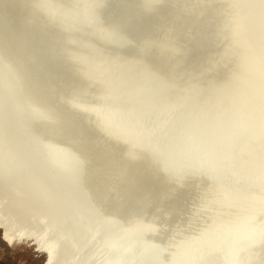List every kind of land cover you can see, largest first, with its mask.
<instances>
[{"label":"bare ground","instance_id":"6f19581e","mask_svg":"<svg viewBox=\"0 0 264 264\" xmlns=\"http://www.w3.org/2000/svg\"><path fill=\"white\" fill-rule=\"evenodd\" d=\"M54 1L0 0L2 240L10 247L27 244L35 248L44 257V264H117L114 262L121 258L137 255L131 254L134 244L122 248L126 233L119 237L120 231L126 232L127 228L122 217L131 213L130 217H140L148 225L150 240L144 242L142 250L145 260L150 247L156 257L160 255L157 249L163 247L165 256L160 255L164 258L160 264H226V259L230 264L232 254L234 261L236 255L243 256L244 260L237 264L264 263L258 258L264 255V196L249 199L263 207L245 213L246 222L239 221V214L214 208L218 202L207 197L215 193L214 198H220L212 188L218 185L216 178H238L237 164L234 165L238 159H234L233 152L228 154L232 136L241 135L244 130L241 121L247 103L232 100L233 89L237 92L244 84L243 78L234 79L237 67L232 64V54L237 41L233 37L237 19L249 18L254 6L260 5L254 14L256 22L264 15V3L188 0L180 6V0H163L155 6L156 0H97L92 15L96 20L92 16L81 20L92 34L80 29L81 38L75 34L72 20L74 14H90L86 1ZM173 2L178 8L168 15L169 9L164 10V6ZM59 8L63 16L54 23L51 17ZM99 24L114 33L99 36ZM249 30L248 25L237 34L242 33L243 37ZM47 37L52 39L45 47L50 60L53 58L54 69L61 65V72L72 73L73 85L56 86L37 77L41 74L35 70L31 54L33 47ZM252 40L245 55L259 41ZM129 56L148 64V70L132 69L125 63ZM263 74L260 77L264 80ZM85 80L90 96L98 98L90 107L86 102V108L85 101L79 102L76 96ZM170 86L177 94L176 111L168 110V93L155 94L168 91ZM64 91L72 99L65 101ZM248 92L242 90L238 96L247 99ZM258 96L251 100L254 105ZM60 111L67 112L62 116ZM260 132L264 134L263 129ZM126 139L130 143L122 144ZM263 140L258 136V143ZM79 144L95 146L97 156L76 146ZM224 145L222 153L226 155L216 161L217 152ZM140 147L144 148L143 158ZM245 147L243 154H251ZM170 148L181 151L175 165H169L173 160L169 157ZM197 164H202V172L210 164L203 173L208 181H191L190 170ZM240 164L245 166L242 161ZM238 171V176H243L246 167L241 166ZM181 172L187 176V185L182 179L181 191L176 192L171 183ZM253 173L259 175L258 170L251 172L252 181L256 177ZM157 176L164 181H154ZM167 192L169 195L163 197ZM180 197L187 198L179 201ZM137 199L138 204H134ZM200 203L209 209L204 212L206 217L210 214L205 213L212 210L217 217L229 216L239 226L256 220L252 225L257 229L185 228L189 220L183 219L192 218ZM178 204L183 207L172 214L173 206ZM131 207L135 209L131 211ZM222 218L217 223L227 220ZM180 220L182 224L177 229L166 228L168 223L176 225ZM141 221L134 228L130 225L128 231L144 227ZM13 228L26 229L33 238L9 245L6 230ZM97 234L101 241L92 243ZM250 238L249 243L243 242ZM199 240L206 243L196 247ZM121 248L123 252H119Z\"/></svg>","mask_w":264,"mask_h":264},{"label":"water","instance_id":"95a60500","mask_svg":"<svg viewBox=\"0 0 264 264\" xmlns=\"http://www.w3.org/2000/svg\"><path fill=\"white\" fill-rule=\"evenodd\" d=\"M48 1H52V0H48ZM85 1H86V4L88 5V7L90 8V11H89L90 14L85 13L81 17H79V14H77V15L74 14L73 20H72V23L74 25L72 27H75L74 28L75 34L78 35L81 38L83 37V35L80 36V29H84L87 34H92L89 31V29L86 27V25L81 20L87 19L88 17H91L93 15V13L95 12V9H96V7H94L95 6V3L94 2H96L97 0H85ZM162 1L163 0H156V1L153 2V5H155V6L157 5L158 6L159 3L162 2ZM186 1H188V0H180V1H178V5L181 6ZM57 5L60 6V4H57ZM64 8L65 7H63V9ZM170 8L172 10H170ZM177 8H178V6L175 5V2L169 3V4H167V5L164 6V10L169 9L168 10V13L165 12L168 15H170L171 13H176L175 10ZM62 16H63V11H62V9L60 10V8H59V12L56 13L54 16L51 17V21L54 22V23H57ZM99 26H100V28L97 26V34L99 36L107 35L109 33L110 34L114 33V32H111L110 29H107L102 24L101 25L99 24ZM48 40H50L49 37H47V39L43 43H37L35 46L33 45L34 46L33 47V53L31 54L33 64H34V66L36 68L35 70L38 71L39 74H42V76H43L42 78H40V80H43L44 78H46V79L49 80V82H54V84L56 86L64 85V84H71L70 83V79L72 78V73H63V72H61L62 71L61 65H59L60 68H55L54 69L53 64L51 63V60H53V58H51V60H50L47 49H45V52L47 54L45 55L43 53V51H44V47L43 46L46 45V43H47ZM49 43L52 44L51 41H49ZM133 60H136V62L133 63L132 62ZM125 63L128 64L132 69H136V70H138V69H143V70L144 69H147L148 70V64H146L144 62H141V61L140 62H137V59H135V58H133L131 56H129V57L126 58ZM144 65H146V67H144ZM71 85H73V84H71ZM86 89H88V90H86ZM169 91H171V93ZM64 92H65V101L66 100H69V99H72V96H71V94L69 92H67V91H64ZM172 92H173V89H172V86H170L168 88V91H157V92H155V94L158 95V94H161V93H168V95H167L168 97H166V101H165L167 103V105H168V110L169 109H172V110L176 111L177 110V107H176L177 94H175L174 92L172 93ZM76 96H77V99L79 100V102H80V99L83 100V101H85V104H84L85 108H86V102L88 104V107H90L89 105H91L94 102H97V99H98L97 97L92 98V94L90 96V87L88 85L87 80H85V82H84L83 89H80L78 91V93H77ZM81 96H83V97H81ZM89 96H90V98H88ZM169 97H173V100H171V98H169ZM88 100H89V102H88ZM60 112H61L62 116H64L67 111H60ZM167 115L171 118V116L169 115V113H167ZM202 122L203 121H201V123ZM189 124L192 125L193 122L192 123L189 122ZM209 165L210 164H207V167L204 168L203 173H206L207 172V170L209 168L208 167ZM200 175L202 176L201 177L202 179H204L205 181H208V177L206 175L203 176L204 174H202V173ZM259 175L262 176V178H261L262 180L261 181L264 183V172L263 173H260ZM155 179H157V180H155ZM216 179H217L218 185H212V188L214 190H216L220 194V198H214V195L213 196L212 195H207V197H211L212 200H214V202H216V203L218 202V204H216L213 207L216 208V209L217 208H220L221 210H226L225 211L226 213L236 214V215L239 214L238 217L241 216V217L238 218L239 221L246 222V219L244 218V216H246L248 214H245V213H249L250 211H252L251 204L253 203L252 201H250V200H248L246 198V195H247L248 192L255 190L256 186H254V183L253 184L250 183V181H248L250 179H247V180L244 179L243 180L242 175H240L238 178H234V181L231 180V179H227V178H225L222 175L220 176V178H216ZM153 180L154 181H157V182L164 181V179L162 180V178H160L159 176L154 177ZM210 180H212V179H210ZM166 181H168V180H166ZM166 181H165V183H166ZM222 181L224 183H222ZM243 181H245V183H243ZM253 186L255 187L254 189H253ZM182 197H180L179 201H183L184 199L187 198V197H185L183 199ZM191 198H193V197H191ZM245 198H246V200H245ZM134 204H138V199H137V202H135ZM212 205H213V203L211 204L210 207H212ZM173 207L174 208H172V209H174V210H173V213L172 214H174L176 211H178L179 209H181L183 206L180 207V205L178 204V206L176 205V206H173ZM134 209H135L134 207H131L130 210L133 211ZM168 210L170 211L171 208H169ZM208 210H209L208 207H206L205 205H203V204L200 203L199 206H197V210H195V215H193L192 218L183 219L185 221L186 220H189L188 221L189 224H185L186 225L185 228H192V226H197V227L214 226L217 229L218 228H223V227H226L227 229H229V228L235 226L236 228H238V227L247 228V229H245L246 231H248L251 228L252 229H257V227L255 225H252V224H255L254 222L256 220H254V221L252 220L248 224L244 223L243 226H239V225L233 223L235 221H233L229 216L226 217V218H222L224 216L217 217V214H214L212 210L209 213H205L206 215L210 214L208 216L209 218L206 217L204 215V212L205 211H208ZM130 215H131V213L129 215L128 214H125L122 217V218L125 219V221L123 220L122 224L125 225V226L127 225V228L128 229L130 228L129 227L130 225H132V228H134L135 224L138 221H141V219H142L140 217H130ZM233 217H235V216H233ZM221 218L222 219H227V220L225 222H219V223H217V219H221ZM229 222H231V224ZM140 223H141V226H144V227L139 228L137 230H132V231H128V229L125 228L126 229V232L123 231V230H121L120 233H119L120 234L119 237H121L122 232L126 233L124 235V241H125V243L123 244L122 248L125 245L134 244L135 245V246H133L134 249H131L130 248L131 249V254H134V253L136 254V252H137V255H138L139 252L141 251L142 253H141L140 257L137 256V255L136 256H130V255H128L127 258H121V260L119 259L118 261H116L114 263H117V264H142L144 262V264H153V262H154V264H160L164 260V258L161 259L162 257L165 256V253L162 251L163 250V247H159L157 249L158 253L162 257L160 255L158 257H156L157 255H156L155 251H152L151 250L153 247H150L149 248V250H150L149 257L147 258V260L144 259L145 258V255H146L142 251L144 249V247H143L144 246V242L150 240V238H149V236L147 234L148 229H147L146 226H148V225H145L142 221ZM181 224H182L181 220L176 225L168 223L166 228L167 229H177L178 226H181ZM97 237L98 238H96L95 240H93L92 243L98 242V240H100V234H97ZM195 240H197V239H195ZM250 240H251V238L250 239H245V240H243V242L245 244H247V243H249ZM195 243H197L196 244L197 245L196 247H199L200 245L205 244L206 241L205 240H199V241H196ZM92 246H94V245H92ZM122 248L120 249L119 252H123L122 251ZM118 254L122 255L123 253H118ZM232 256H233V254L232 255H229V257H230L229 258L230 259V264H237L238 261L244 260L243 259V256L236 255L237 258H236V261H234V258H232ZM258 258L261 261V260L264 259V255L262 257L259 256ZM261 263L264 264L262 261H261ZM226 264H227V259H226Z\"/></svg>","mask_w":264,"mask_h":264},{"label":"flooded vegetation","instance_id":"af4514ba","mask_svg":"<svg viewBox=\"0 0 264 264\" xmlns=\"http://www.w3.org/2000/svg\"><path fill=\"white\" fill-rule=\"evenodd\" d=\"M242 1H246V0H240L238 2H242ZM245 4H246V2H245ZM258 9H260V5L254 6V8H253L254 12H251V16L249 18L246 17L245 19H237V22H236V36L233 37L235 39L234 42L237 41V44H236L237 47H236L235 50L232 49L233 50V54H232L233 63L232 64L236 63L235 65L237 67L236 75L234 74V76H235L234 79L236 80V78H238V79L243 78V83H244V84L241 85L242 87L241 86L239 87L238 91L241 92L242 90H244V91L248 92V90H249L250 92H248V94H247L248 95L247 99H244V98H240L238 96V95H240L239 94L240 92H238V91L236 92L233 89L234 93L232 95V100H235V103H238V104H242L245 101L247 103V107H245V110H247V111H246V113H245V115H244V117H243V119L241 121V126L243 127L244 130L242 131L241 135L232 136V139L234 137L235 141L234 140L231 141L232 142V143H230L231 146H229V148H230L229 152L231 154L229 153L228 155H232V152H233L235 154V156H234L235 158L234 159H238L239 160V161L237 160L236 161L237 163L234 164V165L237 164L236 173L238 172V175H239V171H238L239 167H241V166L242 167H246V171H245L244 175L242 176L243 180L244 179L247 180L249 178L248 174H250L249 176H251V181H252V178L254 176V175H251V172H256V170L260 171L261 167L264 169V167H263L264 166V164H263L264 163V147H263L264 146V143H263L264 140L263 141H259V143H258V136H259V140L264 138V134H262L260 132V130H262V129L264 131V122H263L264 121V118H263V116H264V89L262 88V87H264V80H263V78H261L262 74L264 73V60L262 59V58H264V32H261L262 26H264V15H263L262 18L260 17L261 19L259 18L255 22L254 14H255V11L258 10ZM243 20H245V21L242 22ZM248 25L250 26V30H249L248 33L243 35V37H241L242 33L237 34L241 30L242 27L244 28V27H246ZM252 39H256V41L259 39V41H258L257 45L255 47H253V49H251V51H249L245 55V52L247 50L245 48H246L248 42H249L250 45L252 44V42H254ZM50 40H52V39H50ZM45 46H43L44 47L43 53L46 55L47 53L45 52V49H47V47H45ZM242 55H245L243 59H242ZM240 68H242V71L240 70ZM251 69H253L254 71L251 70ZM232 73H233V69H232ZM247 74L250 75V76L247 77ZM260 75H261V77H260ZM262 83H263V85H260ZM237 84H239V83L237 82ZM245 87H246V89H244ZM248 87L250 89H247ZM255 88H259V89L257 90ZM260 89H261V91H260ZM255 91H258V92H255ZM250 94H251L252 97L250 96ZM252 94L253 95L256 94V95L253 96ZM258 94H259V96H258ZM223 95L225 96V94H223ZM257 96L259 98V101L256 102V105H254L251 100L254 97H257ZM254 119H255V121H254ZM255 123H257V126H256ZM258 125H260L261 127L258 126ZM257 132H259V133H257ZM246 138H248L247 140L249 142H254L253 145L256 148L253 147L252 143H249V145H247L248 141H246ZM234 145H236V147ZM76 146L82 147V148L84 147V148H86L88 153L91 152V153H94L93 156H97V150H95V146L88 147V146H83V145H80V144L76 145ZM245 146H247V152H251L252 151L251 152V154H252L254 152L252 150L253 148H254L255 152L252 155L250 153H246V154L244 153L243 154L244 151H242V150H245V152H246V149H245L246 147ZM248 146H250L251 148H249ZM223 147H221L218 150V152H217V156L218 157L216 158V161L219 159V156L222 157V155H226L225 153H222L223 149H225V145ZM259 147H260L261 150L263 149L262 150L263 152L259 149ZM170 150L173 151V152H178L179 151V150H175L174 148H170ZM257 150L260 151V153ZM241 154L244 155V157ZM240 157L242 159H240ZM227 159H228V157H227ZM258 160H259V163H261L263 165H260L259 163H257ZM226 161L229 162L230 160L229 161L226 160ZM241 161L245 164V166L240 164ZM247 162H248V164L246 165ZM254 162L259 164L258 166H260V167L258 168L257 164H256L255 165L256 168H257L256 169L255 166H253ZM239 165H241V166H239ZM226 168L227 167H224V171H225ZM251 168L252 169L255 168V171H253ZM250 170H252V171H250ZM249 171H250V173H248ZM234 174L235 173H233V176H234ZM253 174H255L256 177H255V179H253L252 182L253 183L254 182L257 183V184L254 183V186L257 185V187L259 186L260 189L258 188V191H257V187H256L255 188V192L256 193L254 192V190H253V193L251 191L252 194L248 193V196L246 197L248 200L252 199V198H256V197H262V195L264 196L263 190L261 189V182H262L261 181L262 180L261 176L256 174V173H253ZM238 175H237V177H239ZM257 175L260 176V177L257 178ZM228 177H231V176H228ZM248 181H250V180H248ZM251 181H250V183H252ZM243 183H245V181H243ZM254 186H253V189H254ZM246 198H245V200H246ZM193 211H195V209Z\"/></svg>","mask_w":264,"mask_h":264},{"label":"rangeland","instance_id":"374dc122","mask_svg":"<svg viewBox=\"0 0 264 264\" xmlns=\"http://www.w3.org/2000/svg\"><path fill=\"white\" fill-rule=\"evenodd\" d=\"M256 1L259 2V3H264V0H256ZM261 32H264V26H262ZM31 60H32V56H31ZM37 77L40 79L43 76L41 74V75H38ZM103 120L104 119H102V121ZM132 121H134V120H132ZM135 122H137V121H135ZM100 125L103 126L102 123H100ZM90 126L91 125H88L87 127L90 128ZM228 127H230V126H228ZM232 129H233V127L230 128L229 130L232 131ZM103 141H105L104 138L102 139V142ZM109 141H111V140H109ZM102 142H100V143L101 144H104ZM125 143H130V139H126V141H122V144H125ZM100 152H103V151L100 150ZM170 153L173 155V156L172 155L169 156L170 157V160L173 159L174 161L171 160V162H169V165H175V164L179 163V159L181 157V151L179 150L178 152H173V151L170 150ZM101 156L104 157V158H108V157H106L107 154H102ZM140 156H141L140 158H143L145 156V154H144V148H141V147H140ZM105 160H107V159H105ZM107 161H109V160H107ZM127 163L128 162L126 161L125 164L128 166L129 163L128 164ZM162 170H164V169H161L160 171H162ZM260 171H262V170H260ZM260 171H258L259 174L260 173H263V171L262 172H260ZM178 172H180V171H178ZM201 173L203 174V172H202V164H200V165L197 164V166H193L191 168V170H190L191 180L192 181L195 180V181L201 183V180H202V178H201L202 176L200 175ZM178 177L179 178L176 180L177 182L176 181L175 182L173 181L171 183V184H174V189H175L176 192L179 191V190L181 191L182 183L185 182L186 185H187V182L186 181L188 180L187 179V176L183 172H181L178 175ZM182 179H185V181L182 182ZM261 189L263 190V193H264V183L263 182H261ZM147 190L149 191V188H147ZM147 195H148V198L151 196L148 192H147ZM168 195H169V193L167 192L166 195L163 196V197H167ZM214 197H215V193H214ZM262 201L264 202V200H262ZM252 202H253V204H251V207L252 208H261V207H263V206L257 204L256 202H254L253 200H252ZM255 203H256V206L257 207L256 206L254 207ZM0 264H44V257H41L36 252L35 248H32V247L28 246L27 244H21V245H17V246H13V247L8 246L2 240V236H1V232H0Z\"/></svg>","mask_w":264,"mask_h":264},{"label":"clouds","instance_id":"9594fccd","mask_svg":"<svg viewBox=\"0 0 264 264\" xmlns=\"http://www.w3.org/2000/svg\"><path fill=\"white\" fill-rule=\"evenodd\" d=\"M0 227H4V226L0 225ZM32 238H33V234L23 228H13L10 230H6V240L9 245H13L15 243H21L24 242L25 240H29Z\"/></svg>","mask_w":264,"mask_h":264}]
</instances>
